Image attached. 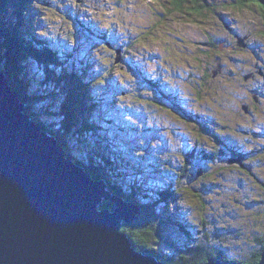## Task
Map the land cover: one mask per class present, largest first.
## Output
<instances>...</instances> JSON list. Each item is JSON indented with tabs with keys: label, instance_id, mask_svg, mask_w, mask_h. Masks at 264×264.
Returning a JSON list of instances; mask_svg holds the SVG:
<instances>
[{
	"label": "rangeland",
	"instance_id": "1",
	"mask_svg": "<svg viewBox=\"0 0 264 264\" xmlns=\"http://www.w3.org/2000/svg\"><path fill=\"white\" fill-rule=\"evenodd\" d=\"M20 1L0 0L5 21L20 11L23 26L66 57L61 67L89 81L95 109L86 120L98 128L71 137L74 157L87 164L82 144L103 140L119 160V187L144 191H135L136 202L175 192L154 214L178 245L188 249L174 223L190 221L189 240L203 242L208 232L231 259L253 251L264 233V75L244 76L264 67L261 6L202 0L210 7L189 15L173 12L171 0ZM24 64L28 78L44 77L33 57ZM155 247L173 253L163 242Z\"/></svg>",
	"mask_w": 264,
	"mask_h": 264
},
{
	"label": "water",
	"instance_id": "2",
	"mask_svg": "<svg viewBox=\"0 0 264 264\" xmlns=\"http://www.w3.org/2000/svg\"><path fill=\"white\" fill-rule=\"evenodd\" d=\"M140 213L67 156L0 68V264H167L136 250L121 230ZM201 264L233 263L209 257Z\"/></svg>",
	"mask_w": 264,
	"mask_h": 264
},
{
	"label": "trees",
	"instance_id": "3",
	"mask_svg": "<svg viewBox=\"0 0 264 264\" xmlns=\"http://www.w3.org/2000/svg\"><path fill=\"white\" fill-rule=\"evenodd\" d=\"M171 2L173 12H186L189 15L197 14L200 9L202 10L206 6L207 8L210 7L206 1L202 0H171ZM244 2L249 7L250 4H258L264 8L257 0H245ZM239 6H242V2L239 3ZM3 13L4 11L0 12V68L4 70L11 86L19 92L21 100L25 103L26 111L42 125L44 130L58 138L70 159L83 166L95 179H104L107 188L113 193L128 201L136 202L134 198L135 191L139 190L140 193L144 191L134 185L132 188H136V190L130 189V192L123 191V188L119 187L116 182L118 174L115 173L119 171L116 167V164L120 165L119 160L114 164L110 150L103 151V140L102 142L99 141L102 146H99V143H91V147L82 144L86 149L88 148L90 158L88 157L87 164L77 160L71 152L68 141L71 140L72 136L81 131L95 132L98 128L96 121L91 119L90 122H87L86 120L87 116L92 114L95 109L94 105H91L89 81L85 80V76L81 77L72 69L66 70L64 66L61 67L60 63L66 61V57L60 56L59 52L50 45L47 39L26 29L22 24L23 16L20 11L14 13L12 15L13 19H8V21H5ZM21 28H24L25 31ZM211 46L209 47L211 48ZM29 56L42 65L43 78L35 80L28 78V71L24 63H26ZM36 106L39 108L38 112L32 110ZM40 112L47 117L49 115L53 118L57 116L58 122L47 123L41 121L38 117L41 114ZM92 156H95L99 161L94 163ZM203 158H208L212 162L211 160L218 158V156H205ZM187 171L188 168L185 166L181 176L185 177ZM174 194L176 193L164 189L158 194L160 199H147L146 203L140 200L136 202L141 207L138 219L132 224H123L121 227V230L131 239L136 250L154 255L168 264H201L206 262L209 256H215L234 264L258 263L264 250V233L256 236L253 251L232 259L228 258L213 244L214 241L208 236V232H204L203 242H196V236L195 238L191 237V240H189L187 237L191 234L188 229L191 225L190 221L179 223L176 221L174 223V226L180 224L179 229L182 235L187 236L185 239L188 249L184 248L183 245H178L171 234H164V231L159 227L162 218L154 214V209L161 205V201H164V204L169 203ZM100 207L114 208V204L103 201ZM199 220L201 228L203 219L200 218ZM161 242L173 248L171 256L164 249L160 250L155 247L156 244Z\"/></svg>",
	"mask_w": 264,
	"mask_h": 264
},
{
	"label": "flooded vegetation",
	"instance_id": "4",
	"mask_svg": "<svg viewBox=\"0 0 264 264\" xmlns=\"http://www.w3.org/2000/svg\"><path fill=\"white\" fill-rule=\"evenodd\" d=\"M244 1L245 0H237V5L239 6V3L240 2H242V4L244 3ZM261 6V5H260ZM261 9H262V15H263V17H264V9H263V7L261 6L260 7ZM254 66V69H253V71H248V74H245V76H252V77H255V74L256 73H260L261 75H264V67L263 66H260L259 64H256V65H253ZM245 76H244V79H245ZM249 78V77H248ZM255 89H253V91H254ZM247 95H249V93H247ZM253 97H254V101H257V98H256V95H253ZM247 108H249L251 105H249V104H246L245 105ZM252 107V106H251Z\"/></svg>",
	"mask_w": 264,
	"mask_h": 264
},
{
	"label": "bare ground",
	"instance_id": "5",
	"mask_svg": "<svg viewBox=\"0 0 264 264\" xmlns=\"http://www.w3.org/2000/svg\"><path fill=\"white\" fill-rule=\"evenodd\" d=\"M232 74V73H231ZM77 164V163H76ZM77 165H79V164H77ZM81 168H83V171L86 173V171H85V168L83 167V166H81V165H79ZM89 175V174H88ZM91 176V175H90ZM262 253H263V251H262ZM144 254H146V253H144ZM262 255V254H261ZM214 257V256H213ZM217 259H221V258H217ZM261 259V258H260ZM223 262L225 261V260H223V259H221ZM234 264V263H233Z\"/></svg>",
	"mask_w": 264,
	"mask_h": 264
}]
</instances>
